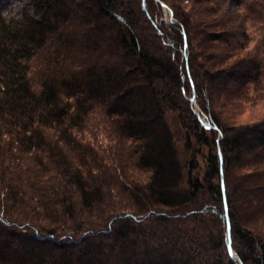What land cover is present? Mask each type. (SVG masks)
Here are the masks:
<instances>
[{"label": "trees", "instance_id": "trees-1", "mask_svg": "<svg viewBox=\"0 0 264 264\" xmlns=\"http://www.w3.org/2000/svg\"><path fill=\"white\" fill-rule=\"evenodd\" d=\"M155 3L166 5L32 0L20 17L0 11V264H264V237L237 220L226 183L232 156L264 150V127L229 131L215 113L216 92L238 108L234 100L263 75L261 62L209 70L200 87L188 52L199 38L195 19L169 6L175 22L163 31ZM140 16L155 35L138 29ZM65 32L85 58L47 71L35 87L30 62ZM181 94L190 114L183 126L214 149L205 176L214 199L201 204L196 146L187 133L184 163L166 119ZM209 218L221 222L222 239Z\"/></svg>", "mask_w": 264, "mask_h": 264}, {"label": "rangeland", "instance_id": "rangeland-1", "mask_svg": "<svg viewBox=\"0 0 264 264\" xmlns=\"http://www.w3.org/2000/svg\"><path fill=\"white\" fill-rule=\"evenodd\" d=\"M164 2L170 11H172L170 8L172 7L178 12L189 13L198 25L196 30L199 38L194 43L195 47L190 48L188 52L189 56L193 58L195 69L193 70L200 87H205L203 79L209 70H229L240 59L251 58L261 62L263 75L258 82L248 84L243 97L234 100L233 105L238 108L231 106L225 96L216 92L215 97H217L218 103L215 113H218L219 117L227 124L229 131L242 125L264 127V0H164ZM31 3L32 0H1L0 11L8 17H20L26 12V9H30ZM128 6L125 4V10L132 15L134 10L127 8ZM152 10L162 15L165 22L163 31L169 32L172 29L170 24L175 22L173 15L171 17L170 13L158 6L157 3L152 5ZM140 17L142 19L139 17L136 19L138 29H141L140 31L147 36L155 35L153 34L154 28L146 17ZM79 27L80 24L77 23L73 30ZM66 34L69 33L65 32V36L62 37L63 43L58 42L57 37L53 38L47 47L30 62V76L35 87H38L47 71L58 67L70 69L73 62L80 65L81 60L85 58V53L82 50L78 47L73 48L69 42L65 41L68 39ZM165 39L166 36L160 39V43ZM151 40L153 41V39ZM171 50L169 49L170 52H172ZM213 55H217L218 58L213 59ZM180 101V108L176 111L168 110L166 119L172 129L180 158L184 163L189 161L192 156V153L186 148L187 133L191 135L196 146L197 169L195 175L204 184V189L197 198L201 204L204 200L214 199L208 189V181L205 179L207 160L211 155H214V149L198 146L196 131L183 126L185 119L186 124H189L187 122L190 118L189 105L183 94L180 96ZM193 107L194 111L200 113L201 109L195 100ZM200 118L206 128L211 126L206 117L201 115ZM101 144L102 149L106 150L111 146L110 142L105 140L102 135L99 137L98 145ZM231 160L226 183L228 190L233 195L237 220L245 228L264 237V150L260 149L245 154L241 158L234 155ZM1 212L2 206L0 205V214H2ZM92 222L99 223L96 219ZM100 223L104 224V222ZM38 225L43 231L50 228L49 224L44 221H39ZM206 225L210 231L215 232V235L222 239L221 222L216 221L215 218H209Z\"/></svg>", "mask_w": 264, "mask_h": 264}, {"label": "water", "instance_id": "water-1", "mask_svg": "<svg viewBox=\"0 0 264 264\" xmlns=\"http://www.w3.org/2000/svg\"><path fill=\"white\" fill-rule=\"evenodd\" d=\"M162 6L168 13H170V16L172 17V15H173L172 11H170V9L168 7H166V5L164 3H162ZM228 246H229V252H230L231 256L233 257V259L235 261L239 262V258L237 256V254L233 251V249L231 247L230 230L228 231Z\"/></svg>", "mask_w": 264, "mask_h": 264}]
</instances>
